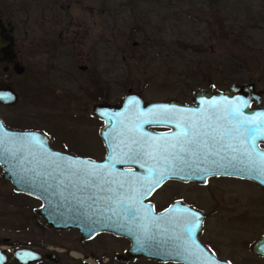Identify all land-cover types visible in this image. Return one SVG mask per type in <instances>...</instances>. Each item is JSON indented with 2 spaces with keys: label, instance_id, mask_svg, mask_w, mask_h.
<instances>
[{
  "label": "rangeland",
  "instance_id": "rangeland-1",
  "mask_svg": "<svg viewBox=\"0 0 264 264\" xmlns=\"http://www.w3.org/2000/svg\"><path fill=\"white\" fill-rule=\"evenodd\" d=\"M0 17L14 27L13 49L23 66L7 77L19 93L17 103L0 107L7 126L43 129L55 146L77 155L99 158L103 152L89 103L112 101L128 87L146 99L189 101L196 87L223 90L232 82L251 81L262 89L264 104V0H0ZM247 190L251 199L241 198L236 208L255 213L261 192L253 186ZM36 205L0 176V247L8 248L6 264H19L12 252L22 244L56 250L55 262L29 264H81L67 250L87 249L73 240L74 232L44 226L31 211ZM253 222L247 231H235L215 221L206 235L224 239L220 252L233 264H264L258 257L246 262L238 257L247 256L244 243L263 229ZM149 262L131 264H159Z\"/></svg>",
  "mask_w": 264,
  "mask_h": 264
},
{
  "label": "water",
  "instance_id": "water-1",
  "mask_svg": "<svg viewBox=\"0 0 264 264\" xmlns=\"http://www.w3.org/2000/svg\"><path fill=\"white\" fill-rule=\"evenodd\" d=\"M4 29L0 19V60L12 61L13 71L20 73L23 66L13 60L12 35ZM261 93L262 89L256 88L251 81L232 82L223 90L208 85L207 88L192 89L191 103H185L175 97L146 99L140 90L128 87L115 102L97 101L90 104V113L103 121L98 134L105 144V152L99 159L54 148L44 131L10 128L0 120V176L7 179L14 190L37 196L42 201L37 213L54 228L77 225L82 235L90 234L82 227L84 205L90 202L91 232L110 230L127 236L131 240L129 250L134 254L183 264H229L216 258L206 248H203V259L200 261H196V258L192 260L188 252L149 254L146 250L151 208L143 201L148 195L144 192L162 172L166 175L165 179H201L219 172L264 179V173L258 166L259 153L264 152V147H259L258 142L264 144V138H258L253 146L252 141L243 134L240 124L245 117L255 118L258 113H264ZM18 100L19 93L13 85L9 81H0V102L14 105ZM251 103L252 107L249 106ZM237 107L238 114L233 112ZM164 108L176 111L163 112ZM169 120L172 122H167ZM152 124L171 128L148 129L147 125ZM193 139L195 144L185 143ZM182 146L185 149L183 152L180 150ZM209 150L218 155L205 159V153ZM136 153L140 154L138 162L133 163L129 157ZM213 160L220 167L213 165ZM148 169L153 171L149 172ZM205 169H210V172L205 174ZM76 205L84 208L82 213H74ZM101 207L104 208V217L100 215ZM74 215L80 220L73 221ZM116 216H133L134 221L128 226L124 219L118 222L106 220V217L114 219ZM186 233L189 247L195 242L194 231L191 236L188 230ZM196 244L202 249L201 244ZM5 249L0 247V264L7 262ZM250 249L264 254V233L251 242ZM12 256L19 264H29L42 254L17 247ZM46 256L54 260L50 253Z\"/></svg>",
  "mask_w": 264,
  "mask_h": 264
},
{
  "label": "flooded vegetation",
  "instance_id": "flooded-vegetation-1",
  "mask_svg": "<svg viewBox=\"0 0 264 264\" xmlns=\"http://www.w3.org/2000/svg\"><path fill=\"white\" fill-rule=\"evenodd\" d=\"M0 19L3 26L5 27L4 31L12 35L13 44H14V37L12 34L14 31L13 25L9 24L7 20L2 19L1 17ZM14 59L16 60V54L13 60ZM11 70H13L12 61H7V59L0 60L1 82L7 83V77L10 76ZM117 99L118 97L114 98L112 101L106 99L98 100V101L115 102ZM190 100L191 97H189V101H182V100L181 101L185 103H191ZM94 102H97V100H95ZM91 103H93V101ZM91 103H89L88 106V113L90 116L94 117L98 121V124L96 126V134L102 146L103 152L102 155L99 157L101 158L105 152V144L103 143L101 137L98 134V128L103 123V121L99 119L97 116L90 113L89 108ZM11 106L12 105H7L0 102V107L3 109L4 108L7 109V107H11ZM249 106L252 107L253 103H251ZM4 117L5 115H2V113L0 112L1 122L3 125L7 126ZM10 128H15V127H10ZM147 128L151 130H169L171 127L152 124V125H147ZM16 129H23V128H16ZM39 130H42L46 133V135L49 138L50 144L54 148L69 152V150L67 149H64L59 146L58 147L55 146V144L52 143L53 141L51 140V137L47 131L43 129H39ZM56 138L58 139L57 135ZM58 141H61L60 136ZM62 144L64 143L62 142ZM258 146L264 147V144L258 142ZM78 156H82V155H78ZM99 158H93V159H99ZM222 180L225 181L234 180L236 182L241 181L242 183H240L239 185H235L236 183H231L229 185L228 182L222 183ZM259 180L264 181V179H254L244 174H231L229 172L208 174L202 177L201 179H175V178L163 179L160 182L159 186L155 187L150 194H148L145 198H143V201L147 202L151 208L150 214H148L149 244L146 251H148L149 254H158V255H166V254L171 255L174 253L188 252L189 255L192 256V260L196 258L195 259L196 261H200L203 259V255H202L203 248H206L219 260L225 261L229 264H233V262L235 263V261L232 262L231 258L225 255V253L220 252L221 249L220 246L224 247L223 245L224 239H222L221 236L215 233L208 236L206 235L207 226L210 225V223L215 224L212 222L218 221L221 224L228 226L230 230L247 231L249 228L253 226L251 220L255 219L256 222H253L254 225L263 228L260 234L256 238H258L262 233H264V208L263 209L260 208L264 204V197H263L264 182L260 183ZM251 185L255 189L261 192V196H259V198L257 199V203L260 206L259 211L257 210L255 211V213L250 212L249 211L250 209L241 210L240 208H236L242 203L241 198H245L246 203L248 202V199H251L247 193L248 191L247 189L252 188ZM168 189L171 190L170 195H167L165 192ZM240 189L244 190V192H241ZM203 191H205V194H202ZM236 191H238V193H235ZM228 193H230V197ZM104 195L108 197L107 194ZM234 195L236 200L234 199ZM31 196L37 201V205L35 207H32L31 211L35 215H37L38 219L42 221L44 226H47L53 230H69L72 233L74 232L73 240L78 242V244L81 247H85L87 249V251L84 252H81L79 249H76L74 247H73L74 249L72 248L70 250H67V253L69 254L70 257H74V258L79 257L78 260L80 261L81 264H86V261L91 262L92 264L93 263L92 261H94V259H95V263L97 262L96 264H129V263L131 264L134 261H146V262L157 261L159 262V264H163V262L165 261H170L174 263L183 264L181 262L172 261L169 259H157L154 257H148L143 254H134V251L132 252V250L131 251L129 250L131 246V240L127 236L122 234H117L114 231L97 230L91 232L92 224H90V222L92 223V216H91L92 209L90 207L91 205L90 202H87V204L84 205L85 208L84 217H83L84 226H82L83 228H85V230H88L90 234L82 235L77 225H70L64 228H54L50 226L45 221V219L37 213V209L42 204V201L37 196L34 195ZM162 196L164 197L163 200H161L163 198ZM84 208H82V206L78 207L76 205L74 209V213L78 211L82 213V210ZM116 213L117 215H119L118 211H116ZM193 213H195L196 215H193ZM100 215H102L103 217L105 215L104 208L102 207L100 208ZM212 216L214 217L213 219H211ZM244 218H246L247 220L243 221ZM76 219L80 220V218L75 217L74 215L73 221H75ZM123 219L126 220L128 226H131L130 222L134 221L133 216H126L125 218L116 216V218L114 219H110L109 217H106V220L108 221L116 220V222H118V220H123ZM248 222L251 224V226L249 227H247ZM193 224L197 225V227H195L193 230L194 231L193 239L195 240V242L192 243L193 245L191 244L188 247L186 232L188 226ZM256 238L250 240L246 245L244 243L243 245L244 248L245 249L247 248L246 250L247 256H244L243 254L238 256L241 258H245L246 260L244 259V262H246L249 258L250 259L253 258L252 256L264 260V254L253 252L250 249L251 242ZM225 239H229V238L227 237ZM231 239L234 240L232 237ZM196 242L198 244H201L202 249H200V247L197 246ZM7 243H8V239H7ZM239 243L240 242L236 241V243L232 242L231 244H233V247H235L238 246ZM224 244L227 245V247L229 248L228 243H224ZM217 245H219V248L217 247ZM19 247L29 248L42 254V256L39 259L31 262H36L41 259L51 260L53 262L56 261V256H55L56 250L49 249L47 247L46 249L41 248L42 250H38L27 244H22ZM97 249L100 250L97 251ZM5 250L7 251V262H8L9 259L8 248H6ZM60 250L61 251L63 250L62 252H64L65 249L61 247ZM47 253H50L52 255V258H54V260H52L51 257L46 256Z\"/></svg>",
  "mask_w": 264,
  "mask_h": 264
},
{
  "label": "snow or ice",
  "instance_id": "snow-or-ice-1",
  "mask_svg": "<svg viewBox=\"0 0 264 264\" xmlns=\"http://www.w3.org/2000/svg\"><path fill=\"white\" fill-rule=\"evenodd\" d=\"M215 103V102H214ZM240 103H243V101H241ZM163 112H174L176 111L175 109H168V108H164L162 109ZM234 113H239V108H235L233 109ZM147 122V121H145ZM169 123H171L172 121L169 120L167 121ZM241 127L243 128V134L246 136V138L248 140H251L253 143V146L255 145V141L258 138H264V113H258L257 117L255 118H247L245 117L242 121H240ZM180 125L178 124L177 127H179ZM181 135H187V133H181ZM186 144H195L196 141L193 140H186L185 141ZM173 148L176 147V145H172ZM229 148H231V145L228 146ZM182 152L185 151L184 147L182 146L180 149ZM139 153L134 154L133 156H130L129 159L133 162V163H137L138 159L137 157L139 156ZM210 155H218V153H214L211 150H209L208 152L205 153V159H207L208 156ZM177 159H182V157H176ZM234 159V157H233ZM258 160H259V170L264 173V152L259 153L258 156ZM84 163H89V162H84ZM212 164L215 165L216 167H220L219 164H217V162L215 160L212 161ZM141 167H144V165H141ZM149 172H152V169H148ZM210 172V169H205L204 173L208 174ZM166 178L165 173H160L159 175L156 176L155 179H153L151 181V183L147 186L144 194H150L152 190H154L155 187L159 186L160 182ZM193 215H196L195 213H193ZM197 227V225L193 224V225H189L188 226V234L189 236H191L192 231L194 230V228Z\"/></svg>",
  "mask_w": 264,
  "mask_h": 264
}]
</instances>
